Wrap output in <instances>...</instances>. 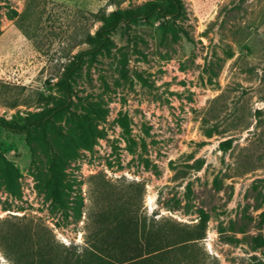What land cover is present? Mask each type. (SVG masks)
I'll return each instance as SVG.
<instances>
[{"label":"rangeland","instance_id":"374dc122","mask_svg":"<svg viewBox=\"0 0 264 264\" xmlns=\"http://www.w3.org/2000/svg\"><path fill=\"white\" fill-rule=\"evenodd\" d=\"M149 2L0 0V264H264V0L119 25L46 116Z\"/></svg>","mask_w":264,"mask_h":264},{"label":"trees","instance_id":"16d2710c","mask_svg":"<svg viewBox=\"0 0 264 264\" xmlns=\"http://www.w3.org/2000/svg\"><path fill=\"white\" fill-rule=\"evenodd\" d=\"M173 5V9L171 10H163L159 4L155 2H149L145 5L143 9H126L125 11H112L107 21H105L101 26H99L95 31V44L86 50L80 51L75 55L74 59L70 62V64L65 68L64 76L61 79V83L63 84L64 92H65V100L57 106L51 107L46 111V116L49 117L53 113H56L62 109H68L70 106L71 99V87H70V78L72 74L79 67L83 58L87 54L95 55L99 50L105 49L110 44V33L119 25H124L126 28L130 27L132 21L137 19L147 20L150 16L157 13L162 16L170 15L171 17H178L181 13L182 3L181 0H169ZM38 120H32L23 126H14L3 120H0V125L12 132L16 133H28L29 126L31 123H34ZM45 124V122H44ZM99 253L91 250L86 251V255L88 256L85 263L82 261L79 254L73 252L72 256L75 255V258L72 257L71 264H95V260L99 262ZM86 258V257H85ZM84 260V259H83Z\"/></svg>","mask_w":264,"mask_h":264}]
</instances>
